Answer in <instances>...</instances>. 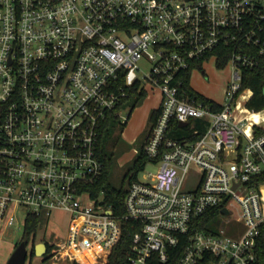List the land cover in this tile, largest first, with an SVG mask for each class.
Segmentation results:
<instances>
[{
	"label": "built area",
	"instance_id": "1",
	"mask_svg": "<svg viewBox=\"0 0 264 264\" xmlns=\"http://www.w3.org/2000/svg\"><path fill=\"white\" fill-rule=\"evenodd\" d=\"M222 58L232 79L214 109L180 73ZM263 64L264 0H0V233L20 208L60 210L56 264H106L122 241L123 264L165 262L180 243L176 264H256L264 124L237 110L253 90L235 95ZM155 90L143 147L159 167L129 179L120 209L97 189L101 130Z\"/></svg>",
	"mask_w": 264,
	"mask_h": 264
},
{
	"label": "rangeland",
	"instance_id": "2",
	"mask_svg": "<svg viewBox=\"0 0 264 264\" xmlns=\"http://www.w3.org/2000/svg\"><path fill=\"white\" fill-rule=\"evenodd\" d=\"M232 70L233 67L230 63H227L224 66H218L211 60L206 65V73H203L202 70L198 68L192 70V83L201 92H204L215 100L224 103L228 100L225 89L229 81L232 79ZM249 93L250 91L248 89L243 92V95L239 98V105L237 107V110L240 111L241 114L247 116L248 113L244 101ZM160 95V92L157 90L148 92L140 98L134 106H132L133 103L131 102L130 105L122 110L121 120L123 121L122 124L118 122L119 127L116 130L119 142L115 149V164L111 174V182L116 186L122 184L125 171L131 165L141 146L145 142L151 124L150 114L153 107L160 104ZM127 115L126 122L123 123ZM250 118L252 121H257L258 119L254 117ZM158 167V163L148 162L146 167L139 172L138 176L140 178H145L150 171L154 172ZM261 192L264 213V184L262 185ZM25 213L26 210L20 208L18 212L19 222L7 227L2 233H0V264H8V259L15 249L16 243H18L23 236V224L26 217ZM67 227L68 213L65 211L56 210L51 215L42 217L35 237H30L28 240L27 245L29 253L26 264H56L53 262V259L49 257V254H32L31 249L33 243L36 244L38 242L59 239L65 235ZM59 264H71V262H60Z\"/></svg>",
	"mask_w": 264,
	"mask_h": 264
},
{
	"label": "trees",
	"instance_id": "3",
	"mask_svg": "<svg viewBox=\"0 0 264 264\" xmlns=\"http://www.w3.org/2000/svg\"><path fill=\"white\" fill-rule=\"evenodd\" d=\"M226 64V60L222 58L218 63V66H224ZM201 66V61L197 60L192 62L191 66L188 69L182 71L180 73L182 77V85L187 90V94L192 97H196L199 100H203L212 105L214 109H221L223 104L214 98L206 95L205 93L198 90L192 83L191 75L194 66ZM250 88L253 90L251 96L246 101L245 105L250 110L255 112L261 111L264 109V64L255 69H245L243 70V78L241 81V88L238 92H236V97L242 93V89ZM249 90V89H248ZM146 92H140L138 95L133 96V105L142 98ZM160 107H157L152 110L150 114V119H155V116L159 113ZM191 122V121H190ZM118 120L112 118L105 122L104 126L101 130V135L98 142V151L104 161L103 174L101 179L97 184V189H104L103 195L105 199L109 202H112L115 207L122 209L123 208V198L126 192L125 182L127 179H133L138 177L139 172L145 167L146 163L151 160V157L144 150L143 145L140 148L139 153L132 161L131 165L125 171L123 176L122 184L119 186L114 185L111 182V174L115 164V156H116V146L119 142V137L116 134V130L119 127ZM173 129L177 132L181 131L183 128L180 127L178 120L174 121ZM42 215H38L35 213H29L25 217L23 236L21 240H28L30 237H35L38 228L40 226ZM205 220H208L209 216L204 217ZM204 226V225H203ZM20 240V241H21ZM19 241V242H20ZM18 242V243H19ZM16 243V245L18 244ZM48 246V250L50 249V242L46 241ZM35 244L33 243L31 253H36ZM126 246V241H122L110 255V258L106 264H123L124 263V249ZM258 260L256 264H264V228L262 231V235L258 239ZM184 249V245L180 243L177 246L172 247L170 249L169 259L165 262L157 261L155 264H176V261L182 254ZM48 253H45V255ZM31 264V263H30ZM72 264H79L77 262H73Z\"/></svg>",
	"mask_w": 264,
	"mask_h": 264
},
{
	"label": "water",
	"instance_id": "4",
	"mask_svg": "<svg viewBox=\"0 0 264 264\" xmlns=\"http://www.w3.org/2000/svg\"><path fill=\"white\" fill-rule=\"evenodd\" d=\"M185 121H180V125H185ZM129 179L125 182V188H128ZM27 241L21 240L13 250L8 259V264H26L27 256L29 253ZM47 250L46 242H38L35 244V251L37 254H45Z\"/></svg>",
	"mask_w": 264,
	"mask_h": 264
},
{
	"label": "bare ground",
	"instance_id": "5",
	"mask_svg": "<svg viewBox=\"0 0 264 264\" xmlns=\"http://www.w3.org/2000/svg\"><path fill=\"white\" fill-rule=\"evenodd\" d=\"M247 113H248V116L250 117H254V118H258L256 122H260V123H263L264 124V109L259 111L257 114H255V112H250L248 110H246ZM262 118V119H260Z\"/></svg>",
	"mask_w": 264,
	"mask_h": 264
},
{
	"label": "crops",
	"instance_id": "6",
	"mask_svg": "<svg viewBox=\"0 0 264 264\" xmlns=\"http://www.w3.org/2000/svg\"><path fill=\"white\" fill-rule=\"evenodd\" d=\"M226 87H227V86H226ZM198 90H199V89H198ZM249 91H250V90H249ZM203 93H204V92H203ZM250 93H251V92H250ZM250 93H249V94H250ZM160 96H161V95H160ZM208 96H209V95H208ZM248 96H249V95H248ZM248 99H249V98H248ZM248 99H246L244 102L246 103V101H247ZM245 103H244V105H245ZM159 105H160V104H159ZM159 105H158V106L155 105V107H153V109L159 107ZM245 106H246V105H245ZM246 108H247V107H246ZM153 109H152V110H153ZM247 110L250 111V112H251V111H252V112H255V111H253V110H250L249 108H247ZM258 112H259V111L255 112V114H257ZM260 119H262V118H260Z\"/></svg>",
	"mask_w": 264,
	"mask_h": 264
}]
</instances>
